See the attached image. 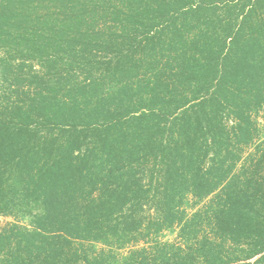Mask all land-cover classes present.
Listing matches in <instances>:
<instances>
[{
	"label": "trees",
	"instance_id": "1",
	"mask_svg": "<svg viewBox=\"0 0 264 264\" xmlns=\"http://www.w3.org/2000/svg\"><path fill=\"white\" fill-rule=\"evenodd\" d=\"M0 52V264H264V0H0Z\"/></svg>",
	"mask_w": 264,
	"mask_h": 264
},
{
	"label": "rangeland",
	"instance_id": "2",
	"mask_svg": "<svg viewBox=\"0 0 264 264\" xmlns=\"http://www.w3.org/2000/svg\"><path fill=\"white\" fill-rule=\"evenodd\" d=\"M103 24L101 23L100 25H99V27H101ZM101 28H104V26L103 27H101ZM139 40V39H138ZM137 43V42H136ZM1 53V52H0ZM100 56H101V54H100ZM141 56V54L140 53H137V57H140ZM100 58V57H99ZM103 59H109V56H107V57H105V55H104V57H103ZM38 68H39V66H38ZM260 121V123L262 124V120H259ZM186 207H187V213L188 214H191L192 212H193V207L191 206V200L189 199L188 200V202L186 203ZM8 220H11V218H6V217H2V216H0V225H3L6 221H8ZM22 222L23 223H26V219L25 220H22ZM178 231H179V228H178V226H175V227H173V228H170V229H166V230H164L159 236H158V238L160 239V240H162V241H176L177 240V238H178ZM178 242V241H177Z\"/></svg>",
	"mask_w": 264,
	"mask_h": 264
}]
</instances>
